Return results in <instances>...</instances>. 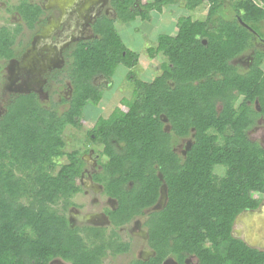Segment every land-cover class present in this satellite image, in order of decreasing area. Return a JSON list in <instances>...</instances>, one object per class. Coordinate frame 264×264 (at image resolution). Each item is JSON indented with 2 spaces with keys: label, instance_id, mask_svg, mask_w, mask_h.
Returning a JSON list of instances; mask_svg holds the SVG:
<instances>
[{
  "label": "trees",
  "instance_id": "trees-1",
  "mask_svg": "<svg viewBox=\"0 0 264 264\" xmlns=\"http://www.w3.org/2000/svg\"><path fill=\"white\" fill-rule=\"evenodd\" d=\"M261 1L182 0L191 11L205 4L206 14L182 15L174 34L157 36L147 53L166 59L160 73L144 81L132 75L138 53L125 46L114 23L149 19L150 12L158 15L178 0H110L115 16L97 15L90 24L92 38L77 41L69 53L65 109L43 105L33 92L6 104L0 116V264H49L55 258L101 264L107 249H129L128 242L113 238L114 230L106 238L101 227L71 226L53 207L62 201L65 211L71 204L84 169L77 151L64 153L63 130L80 125L84 107L102 98L96 78L111 79L119 64L133 76V95L107 117L98 116L88 140L101 145L98 155L105 157L92 178L116 202L105 210L111 226L145 215L154 254L128 264H161L168 256L176 264H264V250L232 235L237 215L259 206L253 194L264 193V147L248 137L264 118ZM14 11L28 29L43 14L29 0ZM21 30L20 24L0 27V59L16 56ZM245 53L250 61L242 68L236 60ZM189 137L178 153V141ZM63 156L67 162L54 172L55 160ZM216 166L224 168L222 175L215 174ZM163 187L165 204L146 213ZM189 256L196 261L186 263Z\"/></svg>",
  "mask_w": 264,
  "mask_h": 264
},
{
  "label": "rangeland",
  "instance_id": "rangeland-1",
  "mask_svg": "<svg viewBox=\"0 0 264 264\" xmlns=\"http://www.w3.org/2000/svg\"><path fill=\"white\" fill-rule=\"evenodd\" d=\"M20 1L0 0V27L7 26L15 29L18 24L22 26L13 46L16 57L8 60L0 59V116L6 104L14 96L29 92L37 94L43 105L62 111L66 103L61 100L68 99L71 92V86L66 77L70 51L79 39H90L93 36L90 24L97 15L105 13L114 17L115 13L108 0H29L41 5L45 11L35 27L28 29L23 26L21 19L14 11V7ZM254 1L261 5L263 3L261 0ZM177 4L165 6L166 10L158 15L156 12H150L149 19L136 18L129 22L115 21L114 26L122 42L128 49L138 53L136 65L130 68L132 75L136 78L150 81L160 73V64L166 58L161 53L153 57L147 53L148 48L155 46L159 34H174L175 22L182 15L199 19L206 14L205 4L194 11ZM258 46L264 49V43H258ZM236 61L242 68H245L250 61V54L245 53ZM262 67L264 68V62ZM128 72V67L119 64L111 79L96 78V82L102 89L101 100L95 105L85 106L80 125L78 127L67 125L61 135L64 140V153L77 151L78 156L84 160V169L79 179L81 190L69 199L71 204L66 206L65 211L62 209V201L57 202L53 207L65 213L71 226L101 227L104 229L106 238L114 230L116 233L114 239L118 238L119 241L128 242L130 245L127 252L116 253L112 251V248L107 249L103 264H128L132 258L146 256L150 251L146 244V228L143 224L145 215L136 217L118 228L111 226L105 210L113 209L116 202L105 195L102 192V185L92 178L94 172L100 171L98 163L104 161L105 157L99 158L98 154L102 147L90 142L88 134L98 116L107 117L113 109L123 107L122 98L132 97L133 76L129 78ZM166 128L168 129V124ZM248 137L264 147V118H259L256 124L249 129ZM190 141V137L179 140L175 150L183 153L186 144ZM55 162L54 172L67 162V158L63 156ZM214 172L220 176L224 173V168L216 166ZM164 189V187L161 189L159 201L152 208L145 210L146 213L160 209L165 204ZM253 196L260 203H264V193H254ZM253 226H255L253 231L259 236L261 232H264L262 213L256 216ZM235 228L239 231L242 229L239 224H235ZM250 230L252 232V228ZM195 261L194 256L186 258V262L194 263ZM163 264H175V262L171 256H168Z\"/></svg>",
  "mask_w": 264,
  "mask_h": 264
},
{
  "label": "water",
  "instance_id": "water-1",
  "mask_svg": "<svg viewBox=\"0 0 264 264\" xmlns=\"http://www.w3.org/2000/svg\"><path fill=\"white\" fill-rule=\"evenodd\" d=\"M241 23L249 29V27L245 23H243V22H241ZM259 213H262L264 215V203H261L257 210H254V209L253 210H251V209H245V210H243L235 218V223L236 224L245 225L244 228L246 230H245L244 239H243L244 242L249 247L257 248V249H258L257 245H263L264 246V232H261V233H263V235H261L259 237L258 234H256V233L254 234V231L253 230L255 229V226H253L254 228H252V223L255 224V218H256V216ZM251 228H252V232L250 231ZM263 231H264V229H263ZM232 235L235 236V237H238V232L237 231H234L232 233ZM259 250H262V249H259Z\"/></svg>",
  "mask_w": 264,
  "mask_h": 264
},
{
  "label": "flooded vegetation",
  "instance_id": "flooded-vegetation-1",
  "mask_svg": "<svg viewBox=\"0 0 264 264\" xmlns=\"http://www.w3.org/2000/svg\"><path fill=\"white\" fill-rule=\"evenodd\" d=\"M109 1V4H110V0H108ZM38 4V3H37ZM41 6V5H40ZM41 8H42V10H43V12L45 11L44 9H43V7L41 6ZM249 64V63H248ZM97 84H98V82H96ZM99 85V84H98ZM261 203H263V202H261ZM260 203V204H261ZM260 204H259V206H260ZM116 206V205H115ZM258 206V207H259ZM258 207L257 208H255L254 210H257L258 209ZM115 208V207H114ZM251 210H253V209H251ZM107 216V215H106ZM235 220H234V223H233V226H232V233L234 232V231H237L238 232V237H236V238H240V239H244V234H245V225H242V224H239L240 225V227L242 228L240 231L239 230H237L236 228H235ZM111 225V224H110ZM123 226V225H122ZM121 227V226H120ZM252 228H253V223H252ZM251 231V230H250ZM256 232L254 231V234H255ZM261 235H263V233H261L260 234V236ZM146 244H147V231H146ZM259 236V237H260ZM244 241V240H243ZM257 245V244H256ZM257 247H258V249H262V250H264V246L263 245H257ZM129 249H130V245H129ZM129 249L127 250V251H129ZM148 249L150 250L149 251V254L148 255H146V256H144V255H141L140 257L138 256V257H135V259H140V260H148L151 256H153V254H154V252L150 249V247L148 246ZM257 249V248H256ZM126 251V252H127ZM151 251H152V253H151ZM106 256H104L103 258H105ZM103 258H102V261H101V264H103ZM132 259H134V258H132ZM131 259V260H132ZM165 261V260H164ZM164 261L161 263V264H163L164 263ZM174 262H175V260H174ZM185 262H186V260H185ZM51 263H55V264H69L68 262H66V261H64V260H62V259H59V258H55V259H53V260H51L50 261V263L49 264H51ZM129 263V262H128ZM186 263H190V262H186ZM175 264H176V262H175Z\"/></svg>",
  "mask_w": 264,
  "mask_h": 264
},
{
  "label": "crops",
  "instance_id": "crops-1",
  "mask_svg": "<svg viewBox=\"0 0 264 264\" xmlns=\"http://www.w3.org/2000/svg\"><path fill=\"white\" fill-rule=\"evenodd\" d=\"M178 4L177 5H179L180 7L183 5V2H182V0H178V2H177ZM173 5V4H172ZM165 7V6H164ZM163 7V9H162V11L164 10H166L165 8ZM200 7V6H199ZM199 7H197L196 9H198ZM195 9V10H196ZM201 18H203V17H201ZM198 19V18H197ZM92 38V37H91ZM87 39H89V38H87ZM87 39H79L78 41H80V40H87ZM76 43V42H75ZM15 54H16V51H15ZM17 55V54H16ZM16 57V56H15ZM15 57H13V58H15ZM12 59V58H11ZM102 79V78H101Z\"/></svg>",
  "mask_w": 264,
  "mask_h": 264
}]
</instances>
